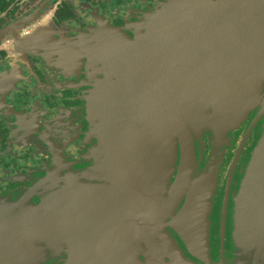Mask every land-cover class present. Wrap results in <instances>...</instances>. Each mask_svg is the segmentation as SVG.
<instances>
[{
  "label": "water",
  "instance_id": "95a60500",
  "mask_svg": "<svg viewBox=\"0 0 264 264\" xmlns=\"http://www.w3.org/2000/svg\"><path fill=\"white\" fill-rule=\"evenodd\" d=\"M144 29L125 42L135 65L92 105L107 177L58 169V197L44 205L61 214L58 264H264V0H168ZM247 122L243 143L258 137L233 201L231 251L222 245L216 261L217 176ZM31 192L11 206H31Z\"/></svg>",
  "mask_w": 264,
  "mask_h": 264
},
{
  "label": "flooded vegetation",
  "instance_id": "af4514ba",
  "mask_svg": "<svg viewBox=\"0 0 264 264\" xmlns=\"http://www.w3.org/2000/svg\"><path fill=\"white\" fill-rule=\"evenodd\" d=\"M166 1L0 0V264H58L64 258L58 255V206H44L58 197V169L85 181L107 177L92 105L102 87L121 79L119 67L127 76L135 65L124 56L125 42L137 40ZM249 124L231 133L234 145L224 150L217 176L211 218L216 261L222 245L231 251L233 201L258 137L256 128L243 143ZM204 144L207 160V135ZM29 192L31 206H11ZM146 252L142 246V261L151 257Z\"/></svg>",
  "mask_w": 264,
  "mask_h": 264
}]
</instances>
